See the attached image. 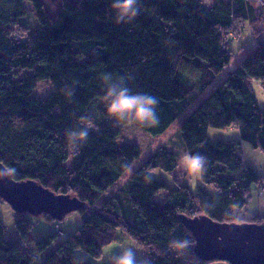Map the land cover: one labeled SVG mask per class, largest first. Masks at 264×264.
Here are the masks:
<instances>
[{"label": "trees", "instance_id": "trees-1", "mask_svg": "<svg viewBox=\"0 0 264 264\" xmlns=\"http://www.w3.org/2000/svg\"><path fill=\"white\" fill-rule=\"evenodd\" d=\"M58 2L51 15L43 0H0V162L16 181H36L78 198L83 221L59 243L58 233L32 239L33 224L21 214L15 221L19 238L7 241L0 221V264H91L76 252L99 259L118 232L148 252L145 264L215 262L198 258L181 219L264 223V216L247 220L234 213L246 209L251 186L264 181L241 153L243 142L264 153V111L252 88L258 82L264 92V43L179 126L184 156L204 159L202 186L193 191L182 181L171 188L152 178L155 170L171 174L178 166L177 153L160 146L127 186L94 205L140 156L138 146L118 143L119 126L132 123L152 136L163 134L230 63L224 40L240 25L258 22L261 0H141L128 23L115 22L111 0ZM104 73L127 77L132 93L154 96L159 123L148 126L107 111ZM41 82L51 86L44 99L33 95ZM81 116L91 117L95 128L76 150L65 134ZM210 128H233L239 138L209 139ZM185 240L186 248L171 247Z\"/></svg>", "mask_w": 264, "mask_h": 264}, {"label": "rangeland", "instance_id": "rangeland-1", "mask_svg": "<svg viewBox=\"0 0 264 264\" xmlns=\"http://www.w3.org/2000/svg\"><path fill=\"white\" fill-rule=\"evenodd\" d=\"M46 10L49 14L54 15L60 3L58 0H43ZM206 4H211L212 0H202ZM262 2V14L255 25L244 24L228 35L224 40L225 49L232 51V60L218 75L212 84L202 93H197L195 101L163 134L152 136L145 131L139 129L134 124H124L119 126L120 136L118 143L132 144L139 147L140 156L134 161L132 166L122 175V177L104 194L103 198L94 205L98 208L112 194L117 193L119 189L127 186L132 173L153 153L158 147L165 146L174 150L179 162L175 171L171 174L161 170H155L150 174L152 178L164 180L171 188L178 182L186 181L189 188L193 191L202 186L201 171L193 170L184 156L183 147L180 141L179 126L187 116L206 98L211 92L233 71L242 60H244L259 44L264 43V0ZM27 22L33 24V15L29 13L26 18ZM254 27V28H253ZM190 84L193 79L188 80ZM258 106L264 111V92L258 82L252 83ZM51 92V86L45 82L37 85L33 91V95L38 99H44ZM207 136L209 139L237 140L238 131L233 128L228 129H208ZM241 153L244 163L252 167L258 174H264V153L258 149H253L249 144L243 142L241 145ZM263 192V193H262ZM260 193V194H259ZM163 195V193H162ZM162 200V196L157 198ZM234 213L250 219L255 216H264V181L259 186L252 185L250 188V198L245 210H234ZM21 217L32 222L33 227L30 232L32 239H40L53 233H58L59 239L57 243L72 235L77 228L80 227L83 218L78 211L67 214L61 221H47L42 217H34L27 213L21 214ZM20 214L15 213L6 203L0 200V221L5 226V240L13 242L19 238L15 229V221ZM57 229V230H55ZM127 248L135 251L137 264H145L148 258V252L140 248L134 241L124 236L120 232L117 233L116 239L102 249L101 257L94 259L88 255L77 251L76 256L81 261H89L91 264H116L118 256ZM211 264H228L224 261H215Z\"/></svg>", "mask_w": 264, "mask_h": 264}, {"label": "water", "instance_id": "water-1", "mask_svg": "<svg viewBox=\"0 0 264 264\" xmlns=\"http://www.w3.org/2000/svg\"><path fill=\"white\" fill-rule=\"evenodd\" d=\"M0 199L17 214L47 215L54 221L84 207L78 198L56 194L36 181H16L1 162ZM181 220L195 239L194 251L199 259L264 264V223H218L205 216Z\"/></svg>", "mask_w": 264, "mask_h": 264}, {"label": "clouds", "instance_id": "clouds-1", "mask_svg": "<svg viewBox=\"0 0 264 264\" xmlns=\"http://www.w3.org/2000/svg\"><path fill=\"white\" fill-rule=\"evenodd\" d=\"M141 0H111L110 9L114 13L116 23L131 22L139 12ZM100 79L105 84L102 97L107 111L116 114L120 119H138L142 124L155 126L159 123L156 114L157 100L147 93H132L127 87V77L113 78L111 73H104ZM71 95V92H69ZM95 128L91 117L81 116L75 128L68 129L65 134L66 141L70 148L78 150L87 142L89 131ZM193 170L204 169V159L200 155H189L187 157ZM188 241H173V250L184 249ZM117 264H137L135 251L131 248L125 249L117 258Z\"/></svg>", "mask_w": 264, "mask_h": 264}, {"label": "built area", "instance_id": "built-area-1", "mask_svg": "<svg viewBox=\"0 0 264 264\" xmlns=\"http://www.w3.org/2000/svg\"><path fill=\"white\" fill-rule=\"evenodd\" d=\"M263 193V192H262Z\"/></svg>", "mask_w": 264, "mask_h": 264}]
</instances>
